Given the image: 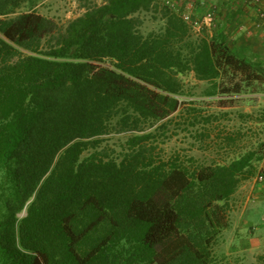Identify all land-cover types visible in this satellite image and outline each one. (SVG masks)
<instances>
[{
  "label": "trees",
  "instance_id": "trees-1",
  "mask_svg": "<svg viewBox=\"0 0 264 264\" xmlns=\"http://www.w3.org/2000/svg\"><path fill=\"white\" fill-rule=\"evenodd\" d=\"M22 1L0 0V264H230L216 248L255 152L199 164L154 146L183 107V75L217 95L222 34L194 38L165 9L164 28L143 35L161 0H103L66 27L10 17ZM194 113L204 141L215 118ZM112 133L135 135L110 156Z\"/></svg>",
  "mask_w": 264,
  "mask_h": 264
},
{
  "label": "rangeland",
  "instance_id": "rangeland-1",
  "mask_svg": "<svg viewBox=\"0 0 264 264\" xmlns=\"http://www.w3.org/2000/svg\"><path fill=\"white\" fill-rule=\"evenodd\" d=\"M102 4L103 0H23L16 13L10 17L34 11L66 27L70 21L85 15L88 9ZM165 9L169 8L164 5V0H161L154 10L141 14L143 35L147 36L164 28ZM199 10L202 13L201 7ZM204 35L209 36V33L204 32ZM194 38L197 36L194 35ZM181 78L188 94L181 99L183 107L170 121L166 120L169 128L167 134L165 135L164 130H161L157 135L154 146L158 156L165 159L180 156L184 161L193 157L199 164H227L247 153L261 149L260 146L264 143V125L262 124L264 111L253 108V103L237 97L224 96L222 89L216 90L215 99L204 100L206 92L212 90L210 83L196 81L193 74H185ZM194 110H197L200 116L215 118L206 127L210 136L204 141L199 139V134L205 130L203 124L192 127L189 124L192 120H186L189 116L192 118L195 115ZM161 124H156L154 128L147 124L145 132H155L156 127ZM133 135L135 134L112 133L103 138L101 149H105L110 156L118 155L123 152L126 141ZM241 197V195L237 197V204L233 206L240 207L242 210L246 206L248 208L254 205L251 202L252 198L247 204V201H243ZM237 210L235 208L236 212Z\"/></svg>",
  "mask_w": 264,
  "mask_h": 264
},
{
  "label": "crops",
  "instance_id": "crops-1",
  "mask_svg": "<svg viewBox=\"0 0 264 264\" xmlns=\"http://www.w3.org/2000/svg\"><path fill=\"white\" fill-rule=\"evenodd\" d=\"M178 1L179 10H184L187 0ZM215 2L219 9L217 30L224 38L229 57V65L216 81L217 88L228 92L224 96L237 97L253 103V108L264 111V76L260 74L264 68V20L257 18L256 8L249 7L250 0ZM261 6L264 9V0ZM202 13L198 10L197 15ZM215 98L205 97L204 100ZM260 148L255 152L256 160L250 178L242 181L230 201L232 211L229 214V226L223 232L216 250V255L230 264H257V258L264 256V184L260 185L256 181L258 173H264V143ZM239 195L247 204L252 198L254 205L250 203L252 207L246 206L242 210L233 206L237 204Z\"/></svg>",
  "mask_w": 264,
  "mask_h": 264
},
{
  "label": "built area",
  "instance_id": "built-area-1",
  "mask_svg": "<svg viewBox=\"0 0 264 264\" xmlns=\"http://www.w3.org/2000/svg\"><path fill=\"white\" fill-rule=\"evenodd\" d=\"M263 0H250V6L256 8L257 18L264 20V9L261 6ZM184 10H179L176 0H164V5L173 12L180 15L182 20L189 26L193 35L200 37L205 33L211 36L217 28L219 9L215 0H187ZM199 7L203 9L201 16L197 15ZM264 76V68L260 73ZM257 183L264 184V173L259 172L256 179ZM264 201V192L262 193Z\"/></svg>",
  "mask_w": 264,
  "mask_h": 264
}]
</instances>
